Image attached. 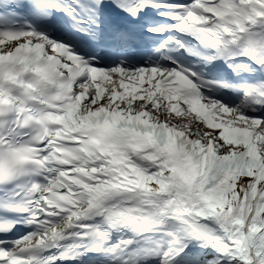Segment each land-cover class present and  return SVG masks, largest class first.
Listing matches in <instances>:
<instances>
[{
  "label": "snow or ice",
  "instance_id": "6c2138e0",
  "mask_svg": "<svg viewBox=\"0 0 264 264\" xmlns=\"http://www.w3.org/2000/svg\"><path fill=\"white\" fill-rule=\"evenodd\" d=\"M0 264H264V0H0Z\"/></svg>",
  "mask_w": 264,
  "mask_h": 264
}]
</instances>
